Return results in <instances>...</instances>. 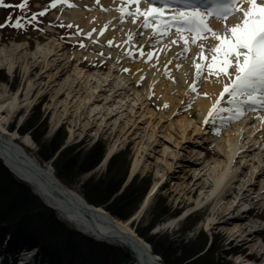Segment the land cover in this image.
I'll return each mask as SVG.
<instances>
[{
    "label": "rangeland",
    "instance_id": "rangeland-1",
    "mask_svg": "<svg viewBox=\"0 0 264 264\" xmlns=\"http://www.w3.org/2000/svg\"><path fill=\"white\" fill-rule=\"evenodd\" d=\"M70 1L74 5L73 7L62 3L52 8L50 7L52 0H29L26 12L28 17L40 12L45 14L43 16L37 15L35 22L27 24L23 29L13 28L10 25L0 27V101L5 98H12L18 94L17 106L4 112V115L8 116L6 124L8 130L16 135L18 142H23L24 137L28 135L32 140V144L26 147L27 150L35 155L39 162L50 163L52 167H54L53 162L58 152L50 160L44 161L39 153V144L32 134L30 132L21 133V130L27 127L30 122L36 120L40 113L42 114L40 123L46 122L47 128L44 132L42 129L37 130L35 135L40 138L41 142L47 141L46 144L57 136V140L64 139L63 147H74L76 148L75 153H85L98 140H102V143L107 144V150L110 147L114 148V154L125 153L130 161V168L138 154V149L140 147L142 149L146 148V156L144 157L146 169L136 174L140 178L146 177V182H150L151 188L153 186L156 187L158 184L160 186L163 180H166L167 184H163L162 188H157L152 195L149 207L134 220L135 222H133L132 226L136 229H142L149 227L153 221H155V224L159 221L156 224V228L153 229V227L151 232L154 235L158 234V236L162 234V238L173 245L171 252L178 256L196 250L201 245L202 240H204V235H206L209 239V244L212 241L210 246L212 250L206 256L208 261L216 264L217 261L220 262L224 259L225 262H230L226 264H239L240 257L235 256V254L245 253L247 248L242 252L237 250L240 244L239 240L232 243L228 242L230 235L229 232L228 234L225 233L231 231V225L228 227L216 226L209 230L203 224L212 209H221V206L226 202L225 199L214 201L212 207L207 206L186 219L183 218V214L180 219L178 218V220L182 219L181 221H176V223L171 225L166 222L170 215L175 214L176 216L191 206L193 207L191 208L192 210L196 208L197 198L203 194L204 189L184 193V188L189 189L192 186L191 180L185 181L184 178L188 174L195 176L199 172L195 168H199L206 174L205 181L207 183H209V179H212L209 176L210 174L213 172L220 173L226 158L225 149L228 143L225 139L227 138L228 130L233 129L242 120L241 116L229 119L230 116H235V113L224 112L221 113L223 119L211 122L208 125L210 127L209 131L205 135L200 134L199 138L184 140L180 138L181 134L177 132L179 125L182 124L180 122L181 119L188 114V111H194L192 116H186L194 124L200 119V106L196 104L200 99L208 98L202 88L208 73L205 70L203 75L198 78L193 65L194 63H201L199 58L201 43L204 44V55L210 60L213 54L209 49L214 47L218 41L211 38V35L208 34L207 39L194 44L192 51L189 49V51L185 52L183 41L179 39L178 35L175 36L178 38L177 43H172L174 38L172 33L176 34V32L169 31L167 35L163 36L154 35L151 29L142 26V23H144L142 16L124 15L122 17L119 11L121 7L115 5L118 0H100L99 4L96 0ZM108 1H111V3ZM17 2L21 3V0H4L5 4L15 5ZM139 7L144 10L140 5ZM10 15L14 21L21 13L19 9L13 10L0 7V24H5L6 18ZM74 16L79 19L74 20ZM102 20L104 21V24H102L103 28H106L107 31L99 36L100 32L96 33L95 30L100 28L97 25ZM109 24H111L110 31ZM68 25H72V27H68ZM129 27L133 30L130 33L133 37L130 42L127 37ZM139 28H143L142 31L138 32L137 35H133L132 33ZM183 35L186 37V34ZM109 40L112 41L111 45L108 43ZM14 43L21 44V47L18 50H13L11 45ZM81 44L84 46L81 47ZM89 46L100 48L102 52L88 51L87 47ZM164 46L167 47L166 51H163ZM141 49L144 53L154 52L155 57L149 60L147 55L140 56ZM193 49L194 53H192ZM129 52L132 55H128ZM167 53H169L172 60L179 63L172 74L170 73L172 69L162 70L165 66L163 63ZM78 54L79 57L77 56ZM70 59H72L70 61L71 66H68ZM78 60L83 61V63L79 65L76 63ZM105 60L107 70H98L96 69L97 67L89 66L93 63L99 65ZM143 60L146 62H143ZM11 61L16 63V66L10 71L9 63ZM138 63L150 65L151 68L145 75L135 80L132 79L130 66ZM204 63H207V61H204ZM37 64L40 65L34 70V66ZM61 65L67 67V73L63 77H58V67H61ZM184 66L189 67L188 78H185V80H188L187 83L184 82L182 75ZM87 67H92L91 69L93 70H87ZM110 68L115 69V71L108 73ZM41 73L43 74L42 76H40ZM211 77L216 76L213 75ZM109 78L112 82L109 86H105L106 82L104 80ZM166 81H169L168 85H164L162 92L167 93V96L170 94L176 101H180L179 106L184 108V112L173 118L164 117L160 120L161 115L166 116L169 113L171 105L163 103L162 92L157 93L155 86L161 82L166 83ZM136 82H140V84L137 85ZM193 85H195L196 91L191 90ZM100 90L102 91L99 92ZM59 92H62L61 97H59ZM93 94L98 96L95 98ZM124 96L127 97L123 99ZM122 101L124 103L128 102L122 109L118 110L117 108H120L119 103ZM149 101H153L160 106L159 109L151 107L155 113L152 123L148 122L149 114L146 113V116H142L143 109L146 108L147 111L146 106ZM142 102L144 103L141 107ZM131 106L134 108H131ZM222 107L230 108L232 106L224 103ZM115 109L120 111L117 118L114 117L108 120V117L106 116L105 118L102 113L94 116L100 110L102 112L107 110L109 113ZM248 112L255 113L254 118L257 117L251 123L253 126V123L261 115L264 116V107L244 105L243 114ZM135 119L140 120L141 123L138 124L133 134L126 133L128 128L126 124L130 126ZM118 120L121 121L122 125H119ZM151 124L155 125L156 128L152 137H150L153 128ZM259 128H264V120ZM263 132L264 130L259 131V133ZM166 133L171 134L169 147L163 143ZM245 136L248 137L247 134ZM175 137L177 141H180V144L174 143ZM153 140L155 141L150 145ZM245 141L247 146L254 143L251 138L249 140L245 139ZM257 147L258 145L254 146L255 149ZM253 149L249 153L251 156L248 155L249 157L245 158H254L257 153H254L253 156L255 151ZM43 150L47 151L48 147ZM175 150L179 152L177 158L180 163L175 162L176 159L172 155ZM216 151L219 153L218 155H215ZM42 153L45 154L44 152ZM169 159L174 161L168 176L167 174L164 175L163 180L161 178L157 179L161 175L159 170L168 167ZM187 159L195 161L196 164L189 165L190 163L186 162ZM262 166H264L263 160L259 163L258 169H262ZM107 167L108 161L102 162L94 169L78 176L71 183L69 182L68 185L75 187L82 194V186L85 180L93 175L106 174ZM242 168V159L239 157L236 159V164L230 167V172L237 171L240 173ZM251 171L249 168L246 169V177L243 174L240 177L241 181L236 184L238 188L251 177L253 182L255 180L258 181V185L264 184V177L261 180H257L255 176H252ZM156 181L158 183H155ZM193 187L191 188L193 189ZM247 190L249 195L254 192V188L250 186ZM192 193H194L193 196ZM251 198H254V202H256L258 196L255 194ZM194 200L195 203H192ZM263 210L264 201L256 209V213L260 214L257 223L262 224L264 227ZM58 217L62 219L59 214ZM65 222L71 227H75L67 221ZM158 224H160L159 227L157 226ZM158 230H160V234L157 233ZM164 232L168 235H163ZM260 235L264 238V232L256 237V241H260ZM102 241L104 242L105 240ZM105 243L122 247L109 241H105ZM20 244L21 246L25 245L21 242ZM253 245L250 246L252 250L250 249L249 251L256 252L257 255L253 257L257 261L256 264H264V260H261L260 256H258L259 249L255 250ZM230 252L234 256H231ZM109 255L110 253L108 252L106 258ZM241 264L251 263L242 262Z\"/></svg>",
    "mask_w": 264,
    "mask_h": 264
},
{
    "label": "bare ground",
    "instance_id": "bare-ground-1",
    "mask_svg": "<svg viewBox=\"0 0 264 264\" xmlns=\"http://www.w3.org/2000/svg\"><path fill=\"white\" fill-rule=\"evenodd\" d=\"M70 1V0H68ZM111 3V1H108ZM150 0H141V7L144 9L149 8L151 4ZM120 5V7L129 5L128 1H121L115 4ZM242 7H247V5H242ZM242 14H236L229 18L230 26L236 24L239 19L241 18ZM74 20H78L79 18H76L74 16ZM212 27H214L215 31L221 32L225 31V25L224 21L219 19H212ZM104 21L102 20L97 27L100 26V28H97L95 30L96 33H101V30L103 31V34L107 31L106 28H103ZM144 23H142V26ZM86 27V26H83ZM144 27V26H143ZM103 28V29H102ZM111 28V24H109V31ZM135 29V28H134ZM143 28H139L136 31H134L132 34L137 35L138 32H141ZM133 30L128 29L127 31V37L129 38L130 33ZM99 33V36L101 35ZM187 36H190L187 32H184ZM174 38L173 41H178V38L175 37L177 34L172 33ZM116 35V34H115ZM121 44V43H120ZM131 45V44H130ZM194 44H191V40L189 39V48L192 51V47ZM13 50H18L21 47V44H13L11 45ZM88 51H94L97 50L98 52H102V49L96 48L95 46H89L87 47ZM167 47H163V51H166ZM194 53V49L193 52ZM157 54V53H156ZM79 57V54L77 55ZM70 59L68 61V66L70 65ZM143 62H146L143 60ZM142 62V63H143ZM76 63L79 65L83 63V61L78 60ZM165 66L162 68V70H166L167 68L172 69L170 73L172 74L173 70L178 66V62H175V60H172L169 56V53L166 54L165 60L163 65ZM40 64L35 65L34 70L37 69V67ZM16 66V63L10 62L9 63V70H13ZM184 70L182 72L183 79L188 74V68L184 66ZM57 76L63 77L67 73V67L64 65L61 67H58ZM151 68L150 65L145 64H135L131 65L130 69L132 72V79L137 80V78H141L143 75H145L148 70ZM115 69H109L108 73L114 72ZM43 74L41 73L40 76ZM52 77H54L52 75ZM234 78V77H233ZM106 82L105 86H109L112 82V80L105 79ZM169 81H166V83L161 82L155 86V91L157 93L162 92V88H164V85H168ZM184 82H188V80H185ZM230 83V80L227 77L222 76L221 78L216 77H206V80L202 84V88L204 92L207 94L208 98H202L197 102V106H200V119L199 121L194 124L191 120L188 119L186 116H192L194 114V111H188L186 116L181 119V125H179V132L181 139H191V138H199L198 136L200 134L205 135L210 127L207 124L205 126V119L209 113V110L212 108V104L220 95V93L223 91V86L225 84ZM136 84H140V82H136ZM101 86V85H100ZM100 90L99 92H101ZM59 97L62 96V92H59ZM94 95V94H93ZM95 98L98 95H94ZM127 97L124 96L123 99ZM161 97L164 104L169 103L171 105V110L169 113L164 116L161 115L160 120L164 117L173 118L175 116H178L179 114H182L184 112V108H181L179 106L180 101H176L174 97H172L170 94L167 96V93L162 92ZM226 96H224L225 98ZM91 98V97H90ZM18 101V94H16L12 98H5L0 101V158H2L9 169L19 178L30 184L35 192L39 194L49 206L53 207L59 216L67 221L68 223L75 226L77 229L93 236L101 240L109 241L111 243H115L117 245H121L123 247L129 248L133 254L136 256V263L137 264H161L160 259H158L154 254L152 249L150 248V244L148 241H146L143 237H141L138 233H136V230L132 225H130L127 221L131 220H123L120 219L111 213L109 214L107 211L104 212L102 208L94 207L93 204L89 203L82 194L75 188L72 187L65 182H63L59 177L56 175L55 170L52 169L50 166V163H41L36 158L35 155H33L31 152L27 150V146L32 144V140L29 138V136L24 137V142H18L16 139V135H14L11 131L8 130L7 122H8V116L4 115V112L6 110H9L10 108L13 109L14 106H17ZM97 101V100H95ZM134 101V99H133ZM122 101L120 102V108H117L118 110L122 109L126 103ZM142 105L141 107L143 106ZM128 106V105H127ZM223 105H221L222 107ZM256 106V105H254ZM147 107L143 109L142 116H146V113L149 114L148 122L152 123L154 119V109H159L160 106L156 104L153 101H149ZM153 107L154 109H151ZM131 108H134L131 106ZM137 112V111H135ZM98 113L104 114L105 118L106 116L109 119L117 118V115L120 113V111L111 110L109 113L107 110L105 111H98L94 114V116ZM108 113V114H107ZM242 120L238 124H236L233 129L228 130L227 138L225 139L228 143V146L225 149V163L224 166L221 168L220 173H212L210 174L209 183L205 181L206 174L202 172V170H199V168H195V170L199 171L194 175L188 174L184 178L185 181L191 180L193 189L190 187L189 189L184 188V193L192 192L195 190H203V194L201 196H198V200L196 202L197 206L195 209H187V211L184 213V216L189 214L192 211L198 210L202 208L207 202L210 200L214 201H220V200H226L223 206H221V209H212L211 215H209L206 218V221L203 223L206 225L207 229H211L212 227H228L232 224V222H236L238 225L242 226L241 228H235L231 230V236L233 237L238 235L236 238H239L240 244L237 247V250L244 252L246 248L253 245V248L258 250L259 249V256L261 260H264V242L256 241V237L264 232V227L262 224L257 223V217L260 216L259 213H256V209L261 206L262 201H264V184L261 186L258 185V181L255 180V182L252 181V177L248 179V181H245L242 183V186L238 188L236 185L239 181H241V176L245 174L246 177V169H251L252 176H255V179L261 180L264 177V166H262V169H258L259 163L261 160L264 161V132L259 133V131H263L264 128H259L261 126L262 121L264 120V116L261 115L259 119L253 123L256 118L255 113H244L241 115ZM96 119V118H95ZM120 123L119 125H122L121 121L118 120ZM140 120L135 119L130 126L127 125L126 133L133 134V131L136 129L138 124H140ZM157 124V123H156ZM153 125V124H151ZM106 128V126H105ZM125 128V127H124ZM146 129V127H144ZM155 125H153L152 133L150 134V137L154 135L155 132ZM116 132V131H115ZM172 133V132H170ZM248 135L246 137L245 135ZM251 138L252 141H254L253 144H249L247 146V142L245 139L249 140ZM170 139V140H169ZM158 140V139H156ZM155 140H153L150 145L153 144ZM163 143L165 146L169 147L171 144V134L165 135V138H163ZM162 142V140H161ZM175 144H180V141H177V138L175 137L174 140ZM255 145H258L256 149L254 148ZM110 154L114 152V148L110 147ZM255 151H254V149ZM253 149V156L254 153L256 154L254 158L247 159L245 157L251 156L250 151ZM224 150V149H223ZM248 152V153H247ZM178 154L175 150V152L172 153L174 156V159H176L175 162L180 163L178 160ZM219 153L216 151L215 155H218ZM242 155V156H239ZM249 155V156H248ZM146 156V148L142 149L140 147L138 149V154L136 158L133 160V163L130 168V172L134 175L141 170L146 169V161L144 160V157ZM242 159L243 168L240 173L236 172H230V167L234 164H236V159L238 158ZM257 158V160H255ZM168 160V167L160 169L159 172L161 175L157 179H162L163 176L170 172V170L173 167V161ZM182 162V161H181ZM187 163H190L189 165H195L196 162L187 159ZM257 163V164H256ZM158 164V163H157ZM253 164V165H252ZM188 167V166H185ZM193 168V167H191ZM245 169V170H244ZM192 170V169H190ZM189 170V171H190ZM158 172V173H159ZM167 179V177H165ZM159 181V180H158ZM156 181L155 183H158ZM167 184V181L163 180V182L160 184ZM190 184V183H189ZM159 185V184H158ZM156 185L153 186L144 200L142 201L140 208L136 211L134 215V219L138 218L141 214L145 212V210L149 207L152 195L154 192L159 188L160 186ZM254 188V192L252 195L257 194L258 198L257 201L254 202V198H251V196L248 194V187ZM255 193V194H254ZM194 194V193H193ZM253 201V202H252ZM195 202V200H194ZM233 203V204H232ZM234 203L235 207H234ZM231 204V205H230ZM246 205H250L249 207H246ZM245 208V209H243ZM239 211L237 214L235 211ZM264 213V210H263ZM262 213V214H263ZM183 216V217H184ZM230 216V217H229ZM175 221H169L168 224H173ZM114 223L117 227H119L121 230L116 229L114 227ZM238 225L236 227H238ZM125 233L126 235H123ZM227 234V233H225ZM129 235L132 237H129ZM137 237V238H136ZM262 236L260 235V238ZM263 238V237H262ZM234 239V238H233ZM264 240V239H263ZM141 242V243H139ZM150 245V246H149ZM248 253V250L246 251ZM40 253L37 251V247H27V253L24 254V257H31L35 258L38 257ZM23 260V258H22ZM15 261V260H14ZM30 260H28L29 262ZM19 261H17L18 263ZM24 262V261H23ZM23 262L21 264H23ZM264 262V261H263ZM15 263V264H17ZM250 263V262H249ZM254 263V262H253ZM25 264V263H24ZM252 264V263H251ZM256 264V263H255Z\"/></svg>",
    "mask_w": 264,
    "mask_h": 264
},
{
    "label": "trees",
    "instance_id": "trees-1",
    "mask_svg": "<svg viewBox=\"0 0 264 264\" xmlns=\"http://www.w3.org/2000/svg\"><path fill=\"white\" fill-rule=\"evenodd\" d=\"M41 118L40 113L36 120L21 130V133L32 134L39 144V153L44 161L50 160L58 152L53 163L56 175L63 182L69 184L101 163L107 150V144L102 143V140H98L85 153H75L74 147H63L64 139L57 140V136L48 144L45 140L41 142L35 135L37 130L42 129L44 132L47 128L46 122L40 123ZM46 147L48 150L44 151ZM129 163L125 153L114 154L108 161L106 174L93 175L86 179L81 191L89 203L103 206L112 215L123 220L135 214L150 188V182H146V177L140 178L138 175L124 187L130 169ZM154 225L155 221L149 227L136 231L151 243L153 253L161 256L163 264H212L206 257L212 250L210 249L212 241L209 244L206 235L196 250L178 256L171 252L173 245L163 239L162 234L158 236L151 232ZM163 235L168 234L163 233ZM9 239L10 246L20 242L29 247L38 246L46 259L57 264H135L136 262L129 248L97 241L61 220L57 212L47 206L33 192L31 186L18 179L0 159V245H5ZM108 252L110 255L106 258ZM226 263L230 262H225L224 259L216 262V264Z\"/></svg>",
    "mask_w": 264,
    "mask_h": 264
},
{
    "label": "snow or ice",
    "instance_id": "snow-or-ice-1",
    "mask_svg": "<svg viewBox=\"0 0 264 264\" xmlns=\"http://www.w3.org/2000/svg\"><path fill=\"white\" fill-rule=\"evenodd\" d=\"M99 4L100 0H96ZM165 7L149 6L141 10L139 5L141 0H132L137 5L136 11H126L120 8L121 16H142L144 18V27L153 31L154 35H167L169 29L176 26V34L183 41L184 51H189V39L183 35L184 32L192 34L191 44H196L197 39H207V34L218 43L209 49L213 54L209 60L204 55V44H200L201 52L199 58L201 63H194L197 77H201L206 70L208 76L227 77L230 83L223 86V91L209 110L208 117L204 123L215 122L217 119H223L221 113H235L229 119L238 118L243 115L244 105H259L264 107V0H193L188 5L189 11H180L170 18H165V8L167 0H161ZM29 0H21L19 4H5L0 0V7L19 9V15L13 21L10 15L6 18L5 24L0 27L11 26L17 29H23L27 24H31L37 19V15L43 16L45 13L40 12L33 14L31 17L26 15ZM68 4L73 7L68 0H52L50 7L55 8L58 4ZM197 3L208 5L204 12L200 11ZM247 7H242V5ZM242 14L239 21L232 25H225L223 34L214 31L206 21V17L215 16L220 20H226L229 15ZM135 22V21H134ZM72 27V25H68ZM103 35V31L100 33ZM90 35V34H89ZM129 36V42L132 40ZM109 45L112 41H108ZM173 44L177 41H172ZM84 45L81 44V47ZM128 55H132L131 52ZM147 55L149 60L155 57L154 52L144 53L140 50V56ZM207 61V63H204ZM232 70V71H230ZM127 71V69H125ZM234 77V78H233ZM192 91H196L195 85L191 86ZM228 95L227 104L230 108L221 107V100ZM207 95V94H205ZM167 107V105H165Z\"/></svg>",
    "mask_w": 264,
    "mask_h": 264
},
{
    "label": "water",
    "instance_id": "water-1",
    "mask_svg": "<svg viewBox=\"0 0 264 264\" xmlns=\"http://www.w3.org/2000/svg\"><path fill=\"white\" fill-rule=\"evenodd\" d=\"M108 156L109 155H107V157L105 158V159H107L108 158ZM5 163V162H4ZM52 167V166H51ZM52 168H54V167H52ZM132 177H133V174L131 173L130 175H129V177H128V181H130L131 179H132ZM94 207H96V205H93ZM98 208L100 207V206H97ZM100 208H102L103 209V207H100ZM104 210V212L106 211L105 209H103ZM131 221H127L130 225L133 223V222H135V221H133L134 220V216L130 219ZM114 227L116 228V229H119V230H121L119 227H117L116 225H115V223H114ZM122 234H123V232H121ZM123 235H126L125 233L123 234ZM129 237H131L130 235H129ZM132 238V237H131ZM137 238V237H136ZM139 243H141V242H139ZM150 246V245H149ZM150 248H152L151 246H150ZM158 259L159 258H161L160 257V255H155Z\"/></svg>",
    "mask_w": 264,
    "mask_h": 264
}]
</instances>
